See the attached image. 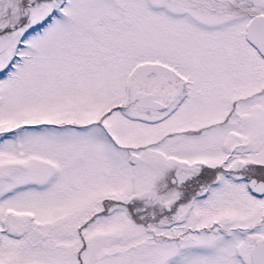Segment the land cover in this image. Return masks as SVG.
<instances>
[{
    "label": "snow or ice",
    "instance_id": "snow-or-ice-1",
    "mask_svg": "<svg viewBox=\"0 0 264 264\" xmlns=\"http://www.w3.org/2000/svg\"><path fill=\"white\" fill-rule=\"evenodd\" d=\"M0 264H264V0H0Z\"/></svg>",
    "mask_w": 264,
    "mask_h": 264
}]
</instances>
